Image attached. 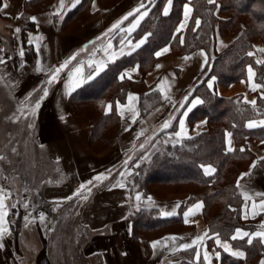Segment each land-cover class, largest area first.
<instances>
[{
  "label": "crops",
  "instance_id": "crops-1",
  "mask_svg": "<svg viewBox=\"0 0 264 264\" xmlns=\"http://www.w3.org/2000/svg\"><path fill=\"white\" fill-rule=\"evenodd\" d=\"M155 1L81 0L73 8L74 0H65L64 7L61 8L60 0H2L7 7L0 11V59L5 61L0 63V123L19 124L28 105L33 108L35 101L43 95L42 89L48 88V96L40 101L39 109L29 119V123H33V128L26 137V141L30 142V156L36 160V164L31 165L32 170L38 172L36 169L39 163L46 167L45 172L37 178L38 181L42 179L47 183L37 186L38 196L34 198L47 205L66 201L80 189L82 184L85 185L97 175L109 173L110 170L107 183L100 187L81 208L73 227L74 237L83 238L79 250L87 264H209V261L210 264H222L220 252L235 259H243L245 257L243 250L233 248L229 242L219 239L221 245L227 243L232 251L243 252V258L225 251L216 243L217 238L209 242L211 237L208 235L202 216L203 204L199 200L188 204L182 213L185 229L151 240L148 245L133 240L131 223L128 219L133 211L155 208L160 218H173L178 215L180 206L189 200V195L175 193L161 198L152 195L144 197L141 193L130 192L126 182L133 168L150 162L165 144H178L181 140L199 136L208 130L206 117L195 114L202 103L192 106L195 100H202L201 94L196 90L202 80L205 89L212 96L221 99L238 98L242 103L256 107L259 101L264 102V75L260 81H257L255 68L248 65L241 80L229 85H221L215 75H206L207 63L204 62V56L200 55L201 52L205 53L203 50H197L189 55H177L166 44L153 53L155 59L152 67L147 71L143 72L138 64H133L124 67L118 74L119 81H128L132 86L127 91L124 101H116L113 104L104 102L102 105V112L105 114L114 110L118 117V129L109 145L100 152L91 150L89 145L92 129L89 118L84 114L75 113L70 104L71 94L101 76L109 64L134 54L146 43L149 34L140 37H135V34ZM191 2L192 0H188L183 5L180 21L175 30L180 37L183 36L192 15ZM217 2L218 0H215L213 4ZM141 4L144 7H140ZM171 5L172 0L170 5L168 1L165 3L162 10L164 16L170 14ZM185 6L191 11L187 12L185 27L177 31L182 24H185ZM136 8L140 9L139 12L123 20L119 27L112 28ZM166 8L167 15L164 14ZM144 12H147V15L141 18ZM54 13L59 14L54 15ZM21 14L26 15L33 25V29L28 30L25 35L26 45L33 53L28 63L22 40ZM215 15L220 19L225 18L217 10ZM31 17H35L36 21L33 22ZM134 24L135 28H133ZM195 26L197 27V24ZM17 28L20 29L19 32L15 31ZM142 40L144 42L140 47H135ZM232 41V37L221 35L216 25L215 52L222 53ZM252 46L254 63L263 65L264 68V63H257L264 61V52L260 51L264 49L263 43L256 39ZM165 48L169 50L163 52ZM21 52H23L22 56ZM157 52L162 54L157 57ZM74 54H77L76 58L59 73L58 79L47 84L46 81L49 80L52 71ZM185 57L191 58L185 60ZM158 65L160 67H157ZM38 67L42 70L37 71ZM249 67L254 73L251 81ZM76 68L80 69L78 73L74 72ZM210 80L213 83L211 89L208 87ZM77 83L79 86L70 91ZM253 83L260 84L261 87L252 91ZM149 93L158 95L159 101H155L154 105L151 104L153 97L147 96ZM129 95L137 99L130 101ZM253 100L256 101L255 106L250 103ZM133 106L134 112L131 110ZM134 114H138L135 122H133ZM62 115L63 120L60 118ZM169 120L170 127L163 128V124ZM181 120L184 122L183 132L180 126ZM260 121H264V116L247 121L245 128L250 131L264 129V126H260ZM25 122L27 123V118ZM250 122H255L257 126L249 128L247 125ZM177 132H181V135L177 136ZM226 133L231 132L226 131L224 136L225 151L230 153L228 148L234 149V138L232 134L228 137ZM244 145L253 156V161L239 176L238 185L242 198L240 217L244 222H253L256 229L253 232L240 229L249 233V236L236 240L252 237L264 245V238L252 236L254 233L264 231L262 228L264 208L260 207L261 201H264V159H262L264 138L248 136L244 139ZM6 151L0 153V157L5 155ZM256 162H262L261 170L252 167ZM205 168L214 169L210 165L203 166L204 174ZM214 172L205 175L211 176ZM242 174L248 175H244L241 179ZM14 178L19 179V182L14 181L12 187L6 184V179L4 182L0 180V189L5 193L6 226L10 232L0 240L4 245L0 248V264H54L50 254L53 234L49 211L36 209L35 205H27V208H23L22 180L16 175ZM120 182L125 187H113ZM137 194L141 197L139 201L135 199ZM245 194L251 199H246ZM149 197L151 200L148 199ZM197 204L202 205L198 210L194 208ZM12 208L15 213L11 216ZM189 209H192L194 214L189 215V223L186 224L184 213ZM170 211H175L177 214L162 215ZM25 212L32 215L30 221L25 219ZM41 213L45 217L43 222L39 219ZM236 230L233 235L236 234ZM205 232L207 236L193 248L181 247L192 243L196 237L203 236ZM170 237L176 239H169ZM154 242H159L155 249ZM197 252L199 260H197ZM205 253L209 261L204 259ZM216 253H219V258ZM262 261L264 255L259 258L258 264Z\"/></svg>",
  "mask_w": 264,
  "mask_h": 264
},
{
  "label": "trees",
  "instance_id": "trees-1",
  "mask_svg": "<svg viewBox=\"0 0 264 264\" xmlns=\"http://www.w3.org/2000/svg\"><path fill=\"white\" fill-rule=\"evenodd\" d=\"M167 1L156 0L142 22L135 37L145 34L149 36L137 52L109 64L101 76L85 84L70 96L69 101L74 112L84 114L90 120L92 129L89 145L95 152L105 149L118 129V117L114 110L105 114L102 112V105L104 102L113 104L116 101H124L127 91L132 86L128 81H119L118 74L124 67L133 64H138L143 72L147 71L153 65L155 59L153 53L166 44L177 55H189L197 50H203L208 56L206 75H215L221 85H229L241 80L248 65L255 68L257 81H260L264 75L263 65L254 63V54L248 55L249 52L253 53L254 40L259 39L264 45V0H218L217 4H209L206 0H192V15L182 37L175 33V30L180 21L183 5L188 0H172L171 12L168 16H164L162 10ZM216 10L225 18H217ZM20 20L23 25L21 33L28 63L33 53L26 45L25 35L28 30L33 29V25L26 15H22ZM197 20L200 24L196 27ZM216 25L221 35L233 38L231 45L222 53L215 52ZM196 90L201 94L203 103L195 114L206 117L208 130L199 136L181 140L178 144H165L150 162L133 168L126 182L130 192L141 193L144 197L152 195L161 198L167 194L187 193L189 200L180 206L176 217L169 219L160 218L155 208L133 211L128 218L131 223L132 238L148 245L151 240L185 229L182 213L188 204L199 200L203 204L202 216L208 235L211 237L209 242L219 238L245 253L243 259H235L220 252L221 263L258 264L259 258L264 255V245L255 238L249 244L248 239L233 240L231 237L236 229L249 232L256 229L253 222L241 220L242 198L238 183L241 173L253 161V156L244 145V139L248 136L264 138V129L250 131L245 128V123L264 116V102L259 101L256 107H250L238 98L221 99L212 96L205 89L203 80ZM147 96L153 97L152 105L155 101H159L158 95L154 93H149ZM140 99L142 100V94ZM32 116V108L29 104L19 123H24L28 127L24 131L23 139L19 140L14 136L8 143L12 146L10 149L14 150V155L11 150H7L3 156L16 157L15 154L19 149L22 155L25 151L30 155V142L26 141V137L33 128V123H29ZM30 124L32 127H29ZM226 131H230L234 138V149L230 153L226 152L224 147ZM4 147L0 146V153L4 152ZM261 164L262 162H256L254 169L261 170ZM206 165L214 167L213 175L206 176L203 173L202 168ZM34 172L31 166L27 174L24 171H17L14 174L22 180L24 193L22 207L24 208L25 204L35 205L36 209L49 211L52 219L50 254L53 263L87 264L81 256L79 247H75L73 227L81 208L100 187L107 183V179L102 182L92 179V184L87 183L84 189H79L80 195H76V192L71 199L47 205L34 198L38 196L37 186L47 183L42 179L38 181L37 172ZM0 173L2 178L9 177L3 174L4 172L0 171ZM103 174L109 177L108 172ZM88 189L91 191L89 192ZM153 189H157L159 194L157 195ZM84 196H87V199H84ZM14 213L15 210L12 208L10 215ZM25 217H28L27 221L32 219V216L26 212Z\"/></svg>",
  "mask_w": 264,
  "mask_h": 264
},
{
  "label": "snow or ice",
  "instance_id": "snow-or-ice-1",
  "mask_svg": "<svg viewBox=\"0 0 264 264\" xmlns=\"http://www.w3.org/2000/svg\"><path fill=\"white\" fill-rule=\"evenodd\" d=\"M64 2H65V0H60V7H61V8L64 7ZM80 2H81V0H74V3H72V7L75 8ZM168 3H169V5H170V4H171V0H168ZM208 3L213 4V3H215V0H208ZM6 7H7V4H6V3H2V0H0V11H3V9L6 8ZM140 7H144V5L141 4ZM185 7H186L185 24H182V25L180 26V28L177 29V31H180L181 29H183V28L185 27L186 22H187V12H190V11H191V9H188L187 6H185ZM139 10H140L139 8L133 9V11L129 12L126 16H124V17L122 18L121 21H118L117 24H114V25L112 26V28L115 29V28L119 27V24L122 23L123 20L128 19L129 16H133L136 12H139ZM58 14H59V13H54V15H58ZM164 14H165V15L168 14V9H167V8L164 10ZM21 15H22V14H21ZM143 15H147V12H144V13L141 15V18L143 17ZM30 19H31L33 22L36 21V18H35V17H31ZM138 22H139V21L137 20V23H138ZM196 24L199 25V24H200V21L197 20V21H196ZM135 26H136V25L134 24V25H133V28H135ZM110 30H111V29H110ZM15 31H16V32H19L20 29L17 28V29H15ZM143 42H144L143 40L140 41V43L137 44L135 47H137V48L140 47V44H142ZM181 43H183L182 40H181ZM109 47H111V45H109ZM82 50H83V49H82ZM168 50H169V49L165 48V49L163 50V52H167ZM260 51L264 52V49H260ZM161 54H162L161 52H157V53H156L157 57H159ZM20 55L22 56V55H23V52H21ZM76 55H77V54H74L73 56L69 57L68 60H66V61H65L63 64H61L58 68L54 69V70L52 71V74H51L49 80L46 81V83H47V84H51V83L55 82V81L58 79V77H59V73H60L61 71H63L64 68H66V67L68 66V64L71 63L72 60H74V59L76 58ZM200 55L204 56V62L207 63V56H206V54L203 53V52H201ZM248 55L251 56V55H253V53L249 52ZM190 58H191V57H185V60H188V59H190ZM0 63H5V61H4L3 59H0ZM257 63H264V61H257ZM157 67H160V66L158 65ZM36 70H37V71H41L42 69L38 67ZM101 70H102V67H101ZM79 71H80L79 68L74 69V72H75V73H78ZM248 72H249V80L251 81L252 76L254 75V73L252 72L251 67H249ZM129 78H130V77H129ZM213 79H214V78H213ZM165 83H166V81H165ZM78 86H79V84L77 83L75 86H73V87L70 89V91L74 90V88H75V87H78ZM208 87H209L210 89L213 87V83H212L211 80L208 82ZM260 87H261L260 84H255V83H253V84L251 85V89H252V91H256V90H257L258 88H260ZM161 91H163V88H161ZM42 92H43V95H42L38 100L35 101L34 106H33V108H32V115H33V116L35 115L36 110L39 109V107H40V101L43 100L44 98H46V97L48 96V94H49V92H48V88H47V87H44V88L42 89ZM69 94H70V92H69ZM165 98H166V99H169V97H167V96H165ZM134 99H137V98H136V97H133L132 95H129V100H130V101H132V100H134ZM200 103H203V101L197 99V100H195V101L193 102L192 106L195 107L196 104H200ZM250 103H251L253 106H255L256 101L253 100V101H251ZM181 106L183 107V105H181ZM110 108H111V106H109V109H110ZM131 110H132L133 112L135 111V110H134V106L132 107ZM188 110L191 111V109H188ZM136 115H138V114H134V115H133V122H135ZM60 118H61V120H63V119H64L63 115H62ZM173 119H174V117H173ZM170 124H171V121H170V120H169V121H166V122L163 124V128H168V127H170ZM259 124H260V126H264V121H260ZM180 126H181V130H182V132H183V130H184V122H183V120L180 121ZM247 126H248L249 128H252V127H256L257 124H256L255 122H250ZM29 127H32V125L30 124ZM140 134L142 135L143 133H140ZM176 135H177V136H180V135H181V132H177ZM226 135H227L228 137H231V133H226ZM228 142H229V145H230V144H231V140L229 139ZM141 147H143V145H141ZM228 151L231 152V151H233V149H232L231 147H229V148H228ZM241 151H244V149H241ZM0 159H3V157H0ZM262 159H264V158H262ZM252 167H255V164H253ZM214 171H215V169H213V168H205V174H206V175H210V174H211L212 172H214ZM109 173H110V170H109ZM121 175H123V173H121ZM244 175H248V174H242L241 179H243V176H244ZM93 179H94L95 181H97V182H102L103 180L108 179V176L105 175V174H99V175H97L96 177H94ZM88 183H89V184H92L93 181H88ZM238 186H239V185H238ZM85 187H86V185H84V184H82V185L80 186L81 189H84ZM113 187H121V188H123V187H125V185H124L122 182H120V183H118V184H116V185H113ZM88 191L90 192L91 189H88ZM76 195H80L79 190L77 191ZM257 195H260V194L257 193ZM245 197H246V199H251V197H248L247 194H245ZM83 198H84V199H87V196H84ZM68 199H71V197H68ZM135 199H136L137 201H139V200L141 199L140 195L137 194V196L135 197ZM148 199L151 200L150 197H149ZM4 200H5V193H4L3 189H0V240H2V239L4 238L5 235L10 234L9 229H8V227L6 226V220H5V217L7 216V212L5 211V207H6V206H5ZM12 207H15V205H12ZM24 207L27 208V204H25ZM137 207H138V206H137ZM201 207H202L201 204H197V205L194 206V208L197 209V210L200 209ZM254 207H255V205H254ZM260 207H261V208H264V201H261ZM176 214H177V213H176L175 211H170V212H164V213H162V215H165V216H173V215H176ZM191 214H194L192 209H189L187 212L184 213V217H185L184 222H185L186 224L189 223V219H188V217H189V215H191ZM25 219L27 220V217H25ZM39 219H40L41 222L44 221L45 217H44V215H43L42 213L40 214ZM26 226H27V225H26ZM262 228H264V225H262ZM206 236H207V232H205L203 236H198V237H196V238L192 241V243H190V244H184V245H182L181 247L184 248V249H190V248H193V246L196 245L198 242H202ZM246 236H249V233H247V232H242L240 229H237V230H236V234L233 235V236L231 237V239H233V240H236V239H238V238H241V239H242L243 237H246ZM252 236H255V237H262V238H264V231L254 233V234H252ZM169 239L175 240L176 237H170ZM158 243H159V242H154V243H153V248H154V249L156 248V246H157ZM216 243H217L218 245H221V241L219 240V238L216 239ZM247 243H249V244L252 243V237H250V238L247 240ZM3 246H4V245H3L2 243H0V248H3ZM221 246L224 248L225 251H229V252H231V254H232L233 256L240 257V258H243V257H244V253H243V252H240V251H232L231 248H230V246H229L227 243H224V244H222ZM216 256H217V258H219V253H216ZM204 259H205L206 261H209V257H208V255H207V253H205ZM197 260H199V253H198V252H197ZM209 264H210V261H209ZM261 264H264V261H262Z\"/></svg>",
  "mask_w": 264,
  "mask_h": 264
},
{
  "label": "rangeland",
  "instance_id": "rangeland-1",
  "mask_svg": "<svg viewBox=\"0 0 264 264\" xmlns=\"http://www.w3.org/2000/svg\"><path fill=\"white\" fill-rule=\"evenodd\" d=\"M7 111V110H5ZM23 122V121H22ZM28 127H26V124L21 123V124H16V125H11V124H1L0 123V146H5L3 150H11L10 148L12 146H9L8 143L11 139H13L14 136H16L17 138H19V140L23 139V136L25 134V130H27ZM7 138V139H5ZM13 152L14 155V150H11V153ZM17 152V150L15 151V153ZM40 159L38 158V162ZM31 164H36V160L31 158L30 155H28V153L25 151L24 154H21V149L18 150L16 157L11 156L8 157L7 156H3V159L0 161V171L5 174V175H9V177H5V178H1L0 180H5V182H7L6 184L9 186H13L14 181L19 182V179L14 178L15 175L14 173H16L17 171H24L28 172V169L31 167ZM30 166V167H29ZM46 167L39 163L38 168L36 169L37 172V176H40L43 174V172H45ZM11 176V177H10ZM5 184V183H4ZM154 192L158 195V191L157 189H153ZM13 193V191L11 192V194ZM36 215V214H35ZM32 216V215H31ZM29 217V216H28ZM27 217V218H28ZM83 241V238H75V247H80L81 243Z\"/></svg>",
  "mask_w": 264,
  "mask_h": 264
}]
</instances>
